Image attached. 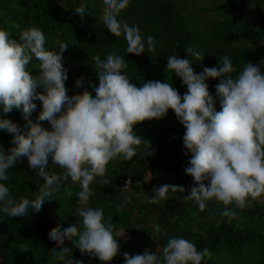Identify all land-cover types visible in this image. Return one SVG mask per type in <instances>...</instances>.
I'll use <instances>...</instances> for the list:
<instances>
[{
	"label": "clouds",
	"instance_id": "obj_1",
	"mask_svg": "<svg viewBox=\"0 0 264 264\" xmlns=\"http://www.w3.org/2000/svg\"><path fill=\"white\" fill-rule=\"evenodd\" d=\"M88 3L89 0H82L75 13L85 16ZM103 3L105 9L100 20L113 35L124 36L126 53L141 55L146 49L155 51L156 38L145 37L138 23L130 25L122 18L131 0H103ZM206 20L207 13H202L199 21ZM19 37L18 42L11 38L10 31L0 28V112L7 113L15 107L27 120V131H22L16 122L0 116V130L13 134L10 149L0 145V212L25 217L41 210L61 179V174L49 167V158L52 166L58 165L62 170L65 182L78 183L77 196L87 205L94 194L93 182L97 178L100 183L107 182L109 162L117 158L132 161L139 146L148 142L137 134L135 126L145 120L162 118L169 109L174 110L185 127L183 144L192 154L185 172L195 183L190 191L183 185L154 184L153 194L146 197L149 203L159 204L170 193L180 192L184 193V200L194 202L201 211L212 200L223 204L221 215L231 219L236 212L229 205L245 209L264 196V58L259 63L246 61L237 72L232 58L225 53L217 65H205L197 73L189 58L170 54L163 76L137 86L125 71L126 57L112 51L95 60L99 79V84L93 85L95 95L87 90L82 78L76 81L80 91L69 95L65 86L68 69L63 64L69 42L57 40V46L49 49L47 37L38 26L21 29ZM185 49L192 60L204 59L202 51ZM34 59L39 61L36 73L28 69ZM169 71L186 85L188 91L183 96L176 88L178 83L169 81L173 77ZM209 78L219 80L215 85L219 111L206 83ZM36 100L42 104L37 122H33L28 117L37 108ZM44 120L50 128L38 122ZM147 152L153 154L149 148ZM22 157L27 158L29 167L44 181L34 198H15L5 183L9 170ZM149 182L150 177L145 178L143 185L148 186ZM141 184L140 179L131 176L113 181V189L131 193L124 196V203L130 200L127 209L131 214H135L131 206L139 197ZM78 214L82 218L80 223L49 233L58 248L53 251L54 264H84L83 260L73 259L75 248L82 254L98 257L103 264H110L120 253L118 237L124 230L114 232L115 226L105 220L103 207H80ZM155 230L161 231L159 224ZM141 233L146 235L144 231ZM201 236L200 241L212 243L207 233ZM144 239L140 235L134 242L137 245ZM65 241H71V246ZM151 244L156 251L125 252L124 264L214 262L209 248L199 249L184 236H171L162 246L158 240Z\"/></svg>",
	"mask_w": 264,
	"mask_h": 264
},
{
	"label": "trees",
	"instance_id": "obj_2",
	"mask_svg": "<svg viewBox=\"0 0 264 264\" xmlns=\"http://www.w3.org/2000/svg\"><path fill=\"white\" fill-rule=\"evenodd\" d=\"M81 2L0 0V28L10 31L11 38L19 42L21 29L38 26L47 37L49 49L57 46V40L69 42L70 46L63 53V64L68 69L65 86L69 95L80 91L76 81L81 78L87 84V90L95 95L93 85L99 84L95 60L112 51L126 57L128 68L125 71L137 86L142 81L163 76L170 54L189 58L197 73L202 72L205 65H217L225 53L232 58L237 72L246 61L259 63L264 58V0H131L122 18L130 25L138 23L145 37L153 35L156 38L155 51L146 49L141 55L126 53L124 36L116 37L106 29L100 20L105 9L103 0H89L88 13L83 17L74 11ZM202 13H207L205 22L199 21ZM188 47L202 51L204 59L192 60L185 49ZM28 69L38 72L39 61L34 59ZM168 73L173 76L169 81L178 83L176 88L183 96L188 91L186 85L180 77ZM206 83L219 111L221 105L215 88L219 80L209 78ZM37 90L43 91L42 88ZM35 103L37 108L28 117L33 122H37L42 102L36 100ZM0 116L11 119L22 131H27V120L20 109L13 107L10 112H0ZM38 122L51 127L46 120ZM135 129L148 142L139 146L132 161L117 158L109 162L107 182L100 183V178L93 182L94 194L87 205L77 196L78 183L65 182L62 170L58 165L52 166L49 158V167L60 173L61 179L59 187L43 203L38 214L19 217L0 212V264H54L53 251L58 248L49 233L80 223L82 218L78 209L84 206L103 207L105 220L115 226L114 232L124 230L118 237L120 253L110 264H124L125 252L156 251L151 243L158 240L162 246L171 236H184L199 249L209 248L214 256L213 264H264V196L245 209L229 205L236 212L231 219L221 215L223 204L212 200L201 211L194 202L184 200V193L180 192L170 193L167 200L159 204L149 203L146 197L153 194L152 189L157 184L183 185L186 190H191L195 181L185 168L192 154L183 144L185 127L172 109L162 118L138 123ZM12 136L7 130H0V145L6 150L13 146ZM148 148L153 154L148 155ZM128 176L142 181L139 187L142 189H136L139 197L131 206L135 214L127 209L130 200L124 203V196H131V193L113 189V181ZM149 177L148 186L143 185ZM43 182L37 171L29 167L27 158L22 157L9 170V179L5 183L19 199L22 196L34 198ZM157 224L161 227L160 232L155 230ZM204 233L212 238V243L200 241ZM5 234H9L12 244L1 242ZM140 235L145 239L136 245L134 239ZM65 243L71 246V241ZM73 259L83 260L84 264H103L98 257L82 254L78 248L73 251Z\"/></svg>",
	"mask_w": 264,
	"mask_h": 264
},
{
	"label": "crops",
	"instance_id": "obj_3",
	"mask_svg": "<svg viewBox=\"0 0 264 264\" xmlns=\"http://www.w3.org/2000/svg\"><path fill=\"white\" fill-rule=\"evenodd\" d=\"M38 214V213H37ZM36 214V215H37ZM35 216V215H34ZM1 242H5V243H10V244H12V240L10 239V236H9V234H5L4 235V237L2 238V241Z\"/></svg>",
	"mask_w": 264,
	"mask_h": 264
},
{
	"label": "rangeland",
	"instance_id": "obj_4",
	"mask_svg": "<svg viewBox=\"0 0 264 264\" xmlns=\"http://www.w3.org/2000/svg\"><path fill=\"white\" fill-rule=\"evenodd\" d=\"M259 199H262V197H259V198H257L256 200L259 201ZM256 200H255V201H256Z\"/></svg>",
	"mask_w": 264,
	"mask_h": 264
}]
</instances>
